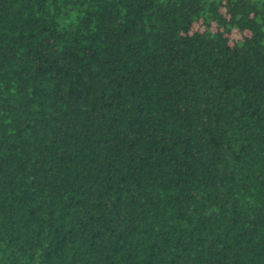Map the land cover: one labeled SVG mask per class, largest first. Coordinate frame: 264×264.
<instances>
[{"label":"trees","instance_id":"obj_1","mask_svg":"<svg viewBox=\"0 0 264 264\" xmlns=\"http://www.w3.org/2000/svg\"><path fill=\"white\" fill-rule=\"evenodd\" d=\"M0 264H264V0H0Z\"/></svg>","mask_w":264,"mask_h":264}]
</instances>
